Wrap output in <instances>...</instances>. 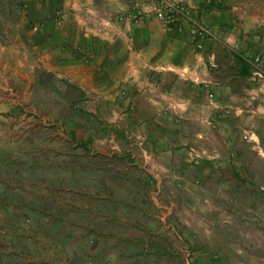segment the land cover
<instances>
[{
  "label": "crops",
  "instance_id": "crops-1",
  "mask_svg": "<svg viewBox=\"0 0 264 264\" xmlns=\"http://www.w3.org/2000/svg\"><path fill=\"white\" fill-rule=\"evenodd\" d=\"M179 1L164 28L145 0H0V170L4 121L27 138L10 152L41 139L42 166L64 172L49 187L89 202L97 263L122 240L126 264H172L181 247L229 264L211 251L213 233L232 239L211 202L264 183V78L249 63L264 71V0ZM133 4L144 14L125 21Z\"/></svg>",
  "mask_w": 264,
  "mask_h": 264
},
{
  "label": "rangeland",
  "instance_id": "rangeland-1",
  "mask_svg": "<svg viewBox=\"0 0 264 264\" xmlns=\"http://www.w3.org/2000/svg\"><path fill=\"white\" fill-rule=\"evenodd\" d=\"M12 123L4 121L7 127L4 126L0 170L4 182L0 184L3 192L0 195V264H126V241L122 240L112 241L113 261L97 263L93 257L87 259L90 247L102 248L101 243L96 244L88 238L93 235L88 228L92 217L85 208L89 202L74 196L66 201L59 186H53L56 190L49 187V180H58L64 172L57 167L42 166L41 139L34 143V148L20 146L16 153L10 152L12 142L23 143L27 139L15 137L18 133L12 132ZM254 189V186L247 187L236 200L232 197L227 201L211 202L210 226L217 229L229 226L227 235L232 237L227 240L226 247L221 248L220 233H213L211 251L221 256H224L222 252H227L224 259L229 264H264V183L258 186L257 198L252 192ZM55 207L62 208L60 215ZM220 211L227 216H220ZM93 219L104 220L99 215ZM199 236L204 238V235ZM192 250L181 247L179 260L172 264H194L189 261ZM207 250L204 247L196 254H204Z\"/></svg>",
  "mask_w": 264,
  "mask_h": 264
},
{
  "label": "built area",
  "instance_id": "built-area-1",
  "mask_svg": "<svg viewBox=\"0 0 264 264\" xmlns=\"http://www.w3.org/2000/svg\"><path fill=\"white\" fill-rule=\"evenodd\" d=\"M149 5V11L152 12L160 25L164 28H169L175 20L182 16L184 12L183 5L179 0H145ZM144 11L138 6V4H133L130 10L123 14L121 18L125 21L135 22L142 15ZM190 33L195 36H202L206 33V29L199 24H192L189 28ZM251 64V75L256 79L264 78V71L259 63V57L253 55L249 59Z\"/></svg>",
  "mask_w": 264,
  "mask_h": 264
}]
</instances>
